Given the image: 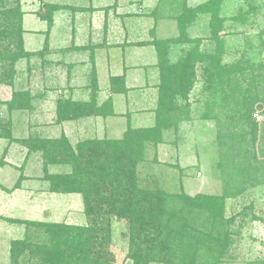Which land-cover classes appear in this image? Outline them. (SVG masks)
<instances>
[{"label": "trees", "instance_id": "16d2710c", "mask_svg": "<svg viewBox=\"0 0 264 264\" xmlns=\"http://www.w3.org/2000/svg\"><path fill=\"white\" fill-rule=\"evenodd\" d=\"M188 1L159 0V5L155 8L154 15L157 19L171 18L176 22L178 35L152 42L157 51L160 74L154 127L128 129L119 140H87L76 147L64 135L58 139H48L30 134L28 138L17 141L28 149L29 154L40 153L43 180L49 184L50 192L80 194L88 218L105 215L108 224L109 219L128 222V258L132 264H197V249L208 243L206 238L213 241L217 253L225 249L232 243V230L229 228L235 222L234 217L225 218L227 201L243 194L249 184H246V180L252 179L249 178L247 166L242 167L241 172L239 168L234 171V165L237 168L239 159L248 160V156H253L250 153H245L244 156L240 151H235L238 160L232 163L221 161L219 165L226 174L230 171L228 175L232 183H241L237 195L231 194L230 187L225 188L221 195L190 197L182 193L169 195L162 189H150L141 185L138 165L144 160L147 145L164 143L165 131L177 133L181 124L192 120L194 106L198 104L194 103L196 96L199 99L223 92L224 86L230 84L232 71H244L248 67L242 66L240 62L227 68L223 65L226 52L222 34L227 28L239 25L251 27L264 7V0H207L195 6H190ZM234 1L238 2L237 12L233 16H227V7ZM63 10L75 11L65 5L44 3L38 13L48 26L44 46L41 51L31 53L25 50L24 45L21 0H0V87L7 85L13 88L11 100L5 102L0 99V106H5L9 114L6 120L0 118V139L15 142L12 137L13 113L34 114L50 90L45 84L42 93H39L35 81L37 76L44 78L46 66L50 64L46 59L50 48L49 32L55 13ZM200 25L205 27L204 37L193 36L192 32ZM261 45L264 47V41ZM173 48L180 51L176 61L171 60ZM34 57L41 59L39 67L32 65ZM20 63L26 65V75L21 72ZM259 68L264 69V63ZM250 69L253 70L254 66H250ZM115 83L118 80L112 79L111 84L114 86ZM91 103L92 100L87 103L73 102L61 95L56 101L55 124L61 125L67 121L93 116L96 113L92 112ZM245 106L248 107V103ZM256 108L263 110L262 105ZM249 109L252 110V107L249 106ZM250 113L245 115V120L253 124L249 119ZM211 118L207 115L203 117L204 120ZM222 147H225L224 143ZM234 150L235 146L228 147V151ZM227 154V148L221 151L222 158ZM58 165L68 166L71 170L68 173H50V167ZM238 173L242 175L240 178ZM255 181L257 179L252 181L254 183L250 187L256 186ZM21 182L22 177L15 188H19ZM174 201L179 204L173 205ZM185 208L189 215L182 217ZM196 213L198 216L206 215L207 220L202 228H207V224L216 226L217 230L222 227V233L209 236L205 231L206 238L201 236L184 247L183 243L176 245L171 238L173 233L176 239L191 237L193 241L192 235L203 232L196 227L189 229V221L195 220L192 215ZM252 219L259 220L256 217ZM7 221L24 225L26 232L30 227H35L48 235V242L44 244L34 243L31 236L13 241L10 248L11 264H18L22 256L27 261L36 259V264H115L102 250L104 242L109 240L100 236L105 231L102 227L12 219ZM174 222L177 225H173ZM207 249L210 250L209 245Z\"/></svg>", "mask_w": 264, "mask_h": 264}, {"label": "rangeland", "instance_id": "374dc122", "mask_svg": "<svg viewBox=\"0 0 264 264\" xmlns=\"http://www.w3.org/2000/svg\"><path fill=\"white\" fill-rule=\"evenodd\" d=\"M143 1L146 3L150 0ZM205 1L207 0H189L191 5ZM26 2L28 5L38 4V0H26ZM46 2L75 4V0H46ZM151 4L152 8L156 4L157 7L159 1L151 0ZM136 7L139 5L137 4ZM144 8L147 12L148 7L144 6ZM237 9L238 2H231L225 14L233 16ZM262 11L251 27L239 25L227 28L222 34L226 52L223 56V65L227 68L240 62L242 66L248 67L244 71H232L229 78L230 84L224 86L223 92L213 93L211 97L205 95L199 99L196 96L194 103L198 104L194 106L192 120L181 124L178 134L173 131H165L163 133L164 143L157 146L152 143L148 144L144 160L138 165V175L142 186L150 189H162L169 195H181L182 193L190 197L215 196L221 195L227 187H230L231 194L237 195L241 183H232L228 175L230 171L227 170L228 174H226L221 170L219 163L221 161H231L232 163L238 160L235 151H240V154L243 153L244 156L248 153L253 156H248V160L239 159L237 163L235 162L237 168L234 165V171L239 168L241 172H243L242 167L247 166V170L250 172L249 178L252 179L246 180V184L248 182L249 184L243 194L227 201L225 218H235L234 224L229 228L232 230L230 231L232 234L231 244L229 243L225 249L217 253L213 241H210V238L207 239L204 232L206 231L209 236L216 235L217 232L222 233V227L217 230L216 226L212 227L207 224V228H202L207 220L205 214L199 216L198 213L193 214L195 220L189 221V229L196 227L198 230H203L202 233L196 232L195 235H192L193 241H191V237L176 239L173 233L172 241L176 245L183 243V247L192 244L201 236L206 238L208 243L202 244L203 246H199L197 249V264H264V69L259 68L261 63H264V47L261 45L264 41V7H262ZM59 19L52 38L58 45L67 46L70 41L65 38L69 36L65 33L66 29L61 26L64 25V21H59ZM167 19L162 20L163 25L159 24L161 27L157 34L160 38L175 37L178 33L176 24L172 21H165ZM147 22L150 27H153L152 19ZM203 27L200 25L194 30L197 37H204L205 27ZM25 28L28 31L26 39L31 38L32 40L27 48L31 51L41 49L44 40L41 31L46 29L45 24L39 19L27 17ZM135 31L142 38L148 37L147 31L149 30L140 29L136 25ZM145 32L146 35H143ZM32 65L38 67L39 63L33 62ZM250 66H254V69L251 70ZM19 67L25 74L26 65L21 63ZM50 78L49 75H44V78L36 77L35 83L39 93H42L45 84L46 87L54 86L55 88L56 84ZM59 78L64 83L63 76ZM200 78H202L201 72ZM201 82H203L202 79ZM202 87L203 85L200 88ZM10 91L11 89L9 90L8 87L1 86L0 99L11 100ZM133 97L136 96L133 95ZM244 97L248 107L245 106L247 103H245ZM53 98L54 93L48 94V101L43 103L40 113L35 112L30 115L26 112L13 113L11 121L14 140L18 137H26L28 124L30 128H34L37 124L44 126L53 122L55 119ZM258 105H262L263 110L257 109ZM249 106L252 107V110L249 109ZM248 113L251 114L249 119L253 124L245 120V115ZM205 115L209 118L212 117L211 120H204ZM8 117L6 107L0 106V118L6 120ZM37 130L42 131L45 137L59 136V132L51 131L49 128ZM35 131L32 130L33 134ZM222 143L225 144V147H222ZM230 145L235 146L234 151H228ZM6 147L7 142L0 140V158ZM226 148L228 154L222 158L221 151H225ZM35 158L39 159L37 155L34 157L35 163L31 173L26 172L27 176L32 178L31 181L29 179L23 183L21 190L11 195L7 193V190L13 188L14 183L17 184L20 173L13 168L14 170L9 171L12 174L5 176L9 168L6 166L0 170V215L19 220L102 227L105 231L100 236L109 239L104 242L102 250L108 254L109 260L114 261L115 264H132L128 258L130 252L128 222L117 219L110 221L109 219L108 224L105 215L88 218L85 213L84 200L80 194L61 196L49 193L48 183L41 180L42 170ZM70 170L68 166L62 165L50 168L51 173L56 174L68 173ZM241 176L238 173V178ZM254 179H257L256 186L250 187L251 183H254L252 182ZM178 204L177 201L173 203V205ZM187 215H189V211L185 208L182 217ZM253 217L259 220L254 221ZM173 225L177 224L174 222ZM26 236H31L36 244L48 242V235L44 230L30 227L26 232L24 227H16L0 218V264H11V242L22 240ZM208 245L210 250L207 249ZM26 259L22 256L18 264L37 263L36 259L30 261Z\"/></svg>", "mask_w": 264, "mask_h": 264}, {"label": "crops", "instance_id": "0c3cea01", "mask_svg": "<svg viewBox=\"0 0 264 264\" xmlns=\"http://www.w3.org/2000/svg\"><path fill=\"white\" fill-rule=\"evenodd\" d=\"M44 3L65 5L74 8L75 11L63 10L54 15V23L49 32V54L46 57L50 64L46 66L45 75L51 76V81L56 85L55 88L54 86L47 87L50 90H46L45 99L39 103L40 106L36 113H40L43 103L48 101V94L54 93L55 119L56 101L61 95L73 102L87 103L92 100L93 111H91L96 114L67 121L61 125H56L55 119L49 125L37 124L34 128H30L28 124L26 137H18L15 142L0 139L7 142V147L0 158V170L7 166L9 170L5 174L6 176L12 174L9 171L15 168L20 173L19 178L22 177L19 188H15L16 183H14L13 188L6 189L10 195L18 190L20 191L23 183H26L29 179L31 181L32 178H29L26 172L31 173L36 155L39 157L38 160L35 159L42 170L41 180L43 181L44 171L40 153L33 152L29 154L28 149L17 142L28 138L30 134H33L32 130H36L34 135L43 138L58 139L64 135L70 144L76 147L79 143L87 140H119L128 129L154 127L159 99L160 74L157 67V51L152 42L155 39H171L178 35L177 33L175 37H158L157 31L161 27L159 24L162 23L163 25L164 22L154 15L157 4L152 8L151 0L146 3L143 0H75V4L50 3L46 0H38L37 5H28L26 0H21V9L24 13V45L25 50L31 53L41 51L44 46L45 32L48 26L38 15ZM188 3L190 6H195L191 5L189 1ZM137 4L139 7H136ZM198 4L201 3H196V5ZM144 6L148 7L147 12H145ZM27 17L39 19L46 27L41 31L44 37L42 48L36 51L27 48V45L32 43L31 38L26 39L25 37L28 32L25 28ZM58 19L64 21V25L61 26L66 29L65 33L69 36L68 38L65 36V39L70 41L67 46L58 45L52 38V33L58 25ZM149 19L153 20V27H150L147 22ZM165 21H172L176 24L171 18ZM136 25L140 29L149 30L147 31V38L140 37V34L135 31ZM192 33L194 36L195 33ZM143 35H146V32ZM177 50L179 49L173 48L171 51V60L173 61H176L180 56V51ZM33 62H38L39 66L42 63L38 57H34ZM22 65L25 64L22 63ZM58 76H63L64 83ZM112 79L118 80V83H115L114 86L111 84ZM2 87L11 89L10 98H12L13 88L7 85ZM133 95L136 97H133ZM1 100L6 102V99L2 98ZM40 128L43 130L48 128L51 131L56 130L59 132V136L45 137L42 131L37 130ZM48 192L56 194L50 192L49 184ZM60 195L66 196L64 194ZM0 218L5 221L7 219L19 220L3 215H0ZM10 224L25 228L21 224Z\"/></svg>", "mask_w": 264, "mask_h": 264}]
</instances>
